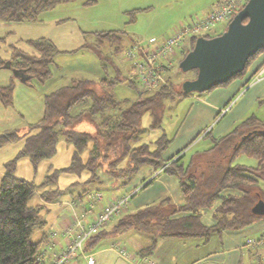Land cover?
<instances>
[{
	"label": "trees",
	"instance_id": "1",
	"mask_svg": "<svg viewBox=\"0 0 264 264\" xmlns=\"http://www.w3.org/2000/svg\"><path fill=\"white\" fill-rule=\"evenodd\" d=\"M72 1L75 0H0V21L36 22L42 13ZM94 2L84 0L85 5ZM220 2L222 0H217L216 4ZM136 13L137 9L126 12L132 19ZM219 34L205 33L202 36L211 38ZM91 36L90 48L102 61L109 60L102 54L105 46L112 54H123L127 48V35L123 30L94 32ZM195 39L189 40L191 45L182 58L192 49ZM26 42L34 54L29 55L13 47L10 59L0 58V69L19 71L25 76L27 85L33 81L44 83L51 77V70L56 66L54 60L61 51L47 38ZM262 51L264 49L247 60L241 73L219 86L242 76ZM192 73L194 78L195 71ZM117 82L118 77L71 79L67 85L44 94L42 117L27 124L23 134L18 129L0 131V148L23 139V145L14 158L4 163L5 173L0 178V264H45L41 259V248L48 242L47 204L56 203L64 192H75L71 199L79 201L89 193L93 183L101 184L99 172L111 178L118 188H124L143 166L161 170L177 181L184 204L176 206L168 197H163L156 203L122 214L109 229L102 228L86 239L83 245L85 253L91 252L102 239L134 231L150 239L148 246L136 252L138 257H145L160 239L207 240L224 230H240L259 220L264 221V216L251 213L257 201L264 202V191L259 185L260 181L264 182V133L261 132L264 131V121L251 116L246 118L227 134L211 139L212 145L207 150L194 153L187 164L182 161V151L165 160L163 152L171 140L162 134L154 146L138 144L146 131L141 121L144 114L149 113V128H159L163 101L182 96L181 82L159 87L151 94L140 89L136 82L127 81V86L134 90L136 96L121 100L114 94ZM95 85L98 91L93 87ZM13 92L12 79L0 87V104L4 108L12 106ZM259 101L264 102V99ZM81 123L90 130H78ZM208 135L205 134L206 137ZM60 138L72 146L66 167L45 175L39 185L13 175L16 162L22 158L28 159L36 169L42 160L52 157ZM241 154L254 158L256 166L232 165L234 158ZM60 173L74 175L77 180L64 189H53L52 185ZM75 186H79L78 191ZM225 191H235L239 196L223 194ZM212 208L215 223L206 227L200 221L199 211ZM35 233L37 238L32 240Z\"/></svg>",
	"mask_w": 264,
	"mask_h": 264
},
{
	"label": "rangeland",
	"instance_id": "2",
	"mask_svg": "<svg viewBox=\"0 0 264 264\" xmlns=\"http://www.w3.org/2000/svg\"><path fill=\"white\" fill-rule=\"evenodd\" d=\"M214 1L217 2V0H95L93 4L85 5L84 0H75L69 3L58 4L53 9L42 13L39 20L36 22L11 23L0 21L1 59H10L13 47L29 55L33 54L32 48L26 41L38 38L49 39L56 48L61 51L55 59L57 67L52 68L51 72L53 74L51 79H48L49 81L47 80L44 83L33 81L34 84L27 86L30 88H20V90L14 87L12 106L4 108L0 104V131L18 129L19 132L23 134L26 131L27 124H30V122L34 123L38 120L34 115V111H39L43 108V94H47L58 87L67 85L71 79L100 80L103 78L115 79L118 77V82L114 89L115 97L119 100L134 98L136 96L134 90L127 86V81H134V78L128 62L124 59V54H112L110 52L111 50L105 46L102 49V54L109 60H100L94 49L90 48L93 41L91 34L109 30H123L127 35L125 38L126 47L136 42L140 45L147 46L150 38L158 40L169 36L174 26H177L180 21L191 23L194 19L202 18L216 5L210 8L212 6L210 4ZM206 5H210L208 7V9H210H207L208 11L203 14L207 8ZM204 6L205 8L202 11L201 9ZM136 9L137 13L134 19H132V16L129 14H126L128 11ZM226 24H216L206 33L209 35L222 33ZM221 25L223 26L221 27ZM189 40L190 39L187 38L180 44L182 47H185L181 54L178 55L176 51V48L180 45L173 48L169 58L171 64L169 67L167 66L168 68L164 71L163 78L165 84L162 86L169 87L171 83L179 85L180 82L186 79H192V71L182 73L178 68V64L182 59V54L188 50L191 45ZM131 41H133V43H131ZM84 45L88 46L82 48ZM263 54L264 51L257 54L253 61ZM136 84L140 89L144 90L137 82ZM93 87L98 91L96 85ZM158 88L159 87L151 91H144L148 93L151 92L152 94L153 91ZM204 93L206 92L200 94H182L181 97H176L175 100L171 101L167 99L163 101L164 108L163 112L160 113V115H162V120L159 128H149L151 122L149 117L150 114L145 113L141 124L146 131L137 143H149L151 146H154L155 140L160 135L164 134L171 142L164 150L163 155L167 158L174 155L176 152L180 153L183 151L182 161L184 164L188 163L190 157L194 153L207 150L212 145L210 139H212L214 132H211L212 136L209 135L204 138V140L194 145L193 148L188 147L184 150L180 149L182 147L178 144L181 136L180 138L177 136V133L181 131V122L184 115L188 114L190 111L192 112L193 109L195 110L196 108V103L190 95L195 94L199 96ZM246 111L248 113L240 117L239 123L250 116L259 121H264V102L258 101L253 107L251 106L250 109L247 108ZM77 129L87 132L90 130V128L88 129L83 123L78 125ZM22 145L23 139H20L0 148V171L5 173L4 163L14 158ZM71 152L72 146L67 144L63 138H60L56 145L55 154L48 159L42 160L36 169L32 167L28 159L22 158L16 162V166L12 173L17 178L31 181L39 185L45 175L50 174L56 169L66 167L69 164ZM235 164L255 167L256 160L241 154L234 158L232 165ZM158 171L159 170L154 172L157 173ZM76 180L74 175L60 173L56 183L52 185V188L64 189L67 185ZM132 180L133 178L131 181ZM128 184H126V186ZM259 185L264 191V182L260 181ZM74 188H76V191L79 190V186H75ZM95 188L102 193H106V190H109V187H106L104 183H101V185L96 184ZM119 189L121 190V188ZM72 193L74 195L75 192ZM72 193H62L56 202L57 206H49L50 210L46 213V220L49 224L52 223L51 219L57 216V208L63 205L61 202L63 200H70ZM98 210L99 211L94 213L95 215L101 212V209ZM62 215L63 214H60V217ZM76 216L77 215L74 213L71 221H73ZM77 217L86 223L90 222L79 216ZM91 221H93V219ZM113 222L114 221H111L106 228H110L114 224ZM47 227H49V225H47ZM37 233L33 234L32 240H36ZM48 236L50 239L54 238L55 232L49 233ZM103 241L104 239L96 245V248L109 243V240ZM130 251H132V249ZM244 253L246 255L248 254L247 251ZM246 260L248 261L247 256ZM246 260H244V264H246ZM255 260L256 259L253 258V264H257ZM259 264H261L260 261Z\"/></svg>",
	"mask_w": 264,
	"mask_h": 264
},
{
	"label": "crops",
	"instance_id": "3",
	"mask_svg": "<svg viewBox=\"0 0 264 264\" xmlns=\"http://www.w3.org/2000/svg\"><path fill=\"white\" fill-rule=\"evenodd\" d=\"M215 4L216 1L211 3L210 5L212 6L210 8ZM210 5H206L207 8L203 14L210 9H208ZM204 8L205 6L201 10L203 11ZM188 24L190 23L180 21L177 26ZM222 26L223 25H221V27ZM175 27L176 26H174V28ZM184 49V46H178L176 48L178 55L181 54ZM56 67L57 65L53 68ZM262 67H264V54L253 61L242 76L231 80L226 85L218 86L199 96L195 94L190 95L196 103V108L195 110L193 109L192 112L190 111L188 114L184 115L181 122V131L177 133L179 138L181 136L178 143L182 147L180 149L184 150L188 147L193 148L194 145L206 138V133L212 136L211 132H214L212 139H217L227 134L239 123L240 117L248 113L246 111L247 108L250 109L256 102L264 99V76L257 80L255 79L256 73ZM52 74L51 72V77ZM11 79L13 80L14 87H17L19 90L20 88H30L27 87L28 85L25 83L20 82L18 78L14 77L11 71L0 69V87L6 86ZM224 109H226V111L222 113ZM43 110L44 103L42 109L34 111V115L38 120L42 117ZM30 124L32 123L30 122ZM174 155L167 158L163 155V159H169ZM97 174L102 181L101 183L109 187V190H106V193H102L95 188L96 184H92L89 192L100 193L102 197L93 210H90L85 195H83L79 201H73L72 199L63 200L61 202L63 205L57 208V213L55 212L57 216L51 219L52 223L49 224L47 221V225H49V227L46 226L47 236L51 232H55V236L52 239L48 236L47 244H44L41 248V251H44L43 257L46 264L52 261L51 259L54 252L58 253L67 246V242L70 238L63 234V231L69 226L74 213L87 221H91L95 216L94 213L99 211L98 209L105 207L111 200L127 194L134 189H137V192L131 198L125 213H131L147 205L156 203L163 197H168L176 206L184 204L177 181L173 177L164 174L161 170L155 173L154 169L150 166L141 167L133 177V180L125 186V188H121V190L115 186L111 178L100 172ZM2 175L3 172L0 171V178ZM227 193L239 196V193L235 191H225L223 194ZM49 206H57V203L47 204L48 209ZM60 214L63 215L60 217ZM199 214L200 221L204 226L211 227L214 225L215 222L212 217L213 208L200 210ZM117 219L118 217L111 221L115 222ZM109 223L105 225L103 229L107 230L106 227ZM258 237H264V221L262 220L240 230H224L220 234L211 235L207 240L199 238L160 239L156 242L151 253L145 256V258L147 257V260L154 264H244V260H246L247 256L248 261H245L246 264H253V258L257 260V257H260V263L264 264V249L259 248L251 250L245 246V241L248 238ZM106 240H109L107 245L99 248L94 247L91 252H88L92 253L94 256V264H131L118 257L109 249L117 242L127 245L134 252L150 244L148 236L134 231H128L115 237L109 236L104 239V241ZM245 251L248 252L247 255L244 253ZM139 258L140 257L137 256V260H139ZM81 264L86 263L82 261Z\"/></svg>",
	"mask_w": 264,
	"mask_h": 264
},
{
	"label": "built area",
	"instance_id": "4",
	"mask_svg": "<svg viewBox=\"0 0 264 264\" xmlns=\"http://www.w3.org/2000/svg\"><path fill=\"white\" fill-rule=\"evenodd\" d=\"M246 2L247 0H222L202 18L194 19L188 25L176 26L171 34L165 38L158 40L150 38L147 46L140 45L137 42L128 46L123 54L132 71L133 80L146 91H151L165 84L163 74L171 64L169 58L173 48L180 45L187 38L192 39L202 36L216 24L228 23ZM262 76H264V67L258 70L255 79L257 80ZM225 110H222V113ZM136 192L137 189H134L111 200L105 207L100 208L101 212L94 216L93 221L86 223L77 216L74 217V220L63 231V234L70 238L67 246L58 253L54 252L52 261L48 264H79L80 261H84L86 264H94L93 254L85 253L83 250L86 239L102 229L111 220L124 214ZM85 198L90 209H94L102 197L100 193L89 192L85 195ZM245 246L251 250L264 249V237L248 238L245 241ZM109 249L128 263L154 264L147 260V257H140L137 260L136 252L130 251L131 249L121 242L115 243ZM43 256L44 251L41 252V259L45 263ZM259 261L260 257H257L256 263L259 264Z\"/></svg>",
	"mask_w": 264,
	"mask_h": 264
},
{
	"label": "water",
	"instance_id": "5",
	"mask_svg": "<svg viewBox=\"0 0 264 264\" xmlns=\"http://www.w3.org/2000/svg\"><path fill=\"white\" fill-rule=\"evenodd\" d=\"M264 49V0H247L219 35L199 36L180 60V72L195 71V77L181 82L182 94L203 93L241 73L247 60ZM25 83V76L12 71ZM264 133V131H261ZM251 213L264 216V202L257 201Z\"/></svg>",
	"mask_w": 264,
	"mask_h": 264
}]
</instances>
